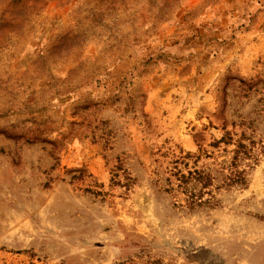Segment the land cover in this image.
<instances>
[{
    "label": "rangeland",
    "instance_id": "374dc122",
    "mask_svg": "<svg viewBox=\"0 0 264 264\" xmlns=\"http://www.w3.org/2000/svg\"><path fill=\"white\" fill-rule=\"evenodd\" d=\"M107 2L0 0V264H264V0Z\"/></svg>",
    "mask_w": 264,
    "mask_h": 264
},
{
    "label": "trees",
    "instance_id": "16d2710c",
    "mask_svg": "<svg viewBox=\"0 0 264 264\" xmlns=\"http://www.w3.org/2000/svg\"><path fill=\"white\" fill-rule=\"evenodd\" d=\"M110 2L106 3V9L109 10H114L115 9V5H113L114 0H108ZM127 4V3H126ZM128 6V5H127ZM112 10V11H113ZM243 161V158L240 156V150L237 149L236 150V154L233 156L230 165H228L227 169L229 170V174H228V178H226V183L229 185H233V184H239V183H243L246 184L247 183V171L246 169H242L240 163ZM177 175H179V179H180V184L179 186L185 187L188 189V185L189 183H191L192 181H196L195 186L198 185V183H203L202 188H210V186H213L215 183V179L213 177V174H209V173H204L203 171H199L197 169L195 170H190L188 171V173H186L184 170H178ZM210 192L212 190H209ZM205 192H203L202 190L199 191V193H195V192H191V195L189 196L190 198V203L191 205L194 204V206L198 205V204H204V203H211L212 199H207L204 200L203 196H204ZM214 197V196H213Z\"/></svg>",
    "mask_w": 264,
    "mask_h": 264
}]
</instances>
